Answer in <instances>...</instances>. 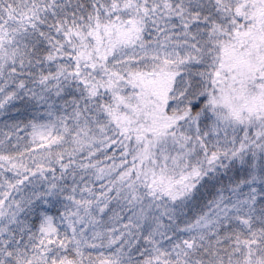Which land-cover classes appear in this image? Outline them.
<instances>
[{
  "label": "snow or ice",
  "instance_id": "obj_1",
  "mask_svg": "<svg viewBox=\"0 0 264 264\" xmlns=\"http://www.w3.org/2000/svg\"><path fill=\"white\" fill-rule=\"evenodd\" d=\"M0 264H264V0H0Z\"/></svg>",
  "mask_w": 264,
  "mask_h": 264
}]
</instances>
